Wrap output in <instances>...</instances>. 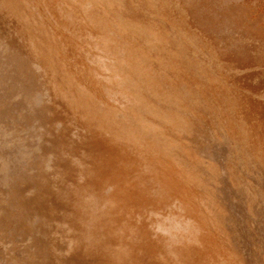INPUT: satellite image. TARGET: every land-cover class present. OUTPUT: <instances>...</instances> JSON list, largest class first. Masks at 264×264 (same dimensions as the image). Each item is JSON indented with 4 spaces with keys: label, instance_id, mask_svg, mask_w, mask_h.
I'll use <instances>...</instances> for the list:
<instances>
[{
    "label": "rangeland",
    "instance_id": "rangeland-1",
    "mask_svg": "<svg viewBox=\"0 0 264 264\" xmlns=\"http://www.w3.org/2000/svg\"><path fill=\"white\" fill-rule=\"evenodd\" d=\"M0 264H264V0H0Z\"/></svg>",
    "mask_w": 264,
    "mask_h": 264
},
{
    "label": "bare ground",
    "instance_id": "bare-ground-1",
    "mask_svg": "<svg viewBox=\"0 0 264 264\" xmlns=\"http://www.w3.org/2000/svg\"><path fill=\"white\" fill-rule=\"evenodd\" d=\"M258 98H259V97H258ZM143 115H144V114H143ZM143 117H144V116H143ZM144 118H146V117H144ZM147 118H148V117H147ZM94 129H95V128H94ZM100 133H101V132H100ZM110 149H111V148H110ZM239 158H240V157H239ZM239 158H238V159H239Z\"/></svg>",
    "mask_w": 264,
    "mask_h": 264
}]
</instances>
